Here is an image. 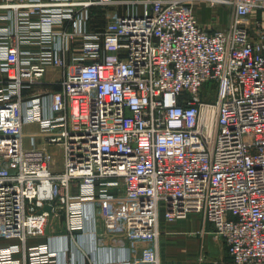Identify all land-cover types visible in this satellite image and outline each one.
Listing matches in <instances>:
<instances>
[{
    "label": "built area",
    "instance_id": "2783aa9c",
    "mask_svg": "<svg viewBox=\"0 0 264 264\" xmlns=\"http://www.w3.org/2000/svg\"><path fill=\"white\" fill-rule=\"evenodd\" d=\"M194 1L234 19L208 29ZM261 13L264 0L0 3V264H99L70 244L92 226L102 239L120 209L124 255L103 264H161V222L190 214L234 264H264ZM54 71L59 88L36 93ZM47 204L62 234H46Z\"/></svg>",
    "mask_w": 264,
    "mask_h": 264
},
{
    "label": "crops",
    "instance_id": "0c3cea01",
    "mask_svg": "<svg viewBox=\"0 0 264 264\" xmlns=\"http://www.w3.org/2000/svg\"><path fill=\"white\" fill-rule=\"evenodd\" d=\"M3 1L0 0V3ZM193 7L200 23L211 30L225 29L234 19V7L231 5L210 7L204 1H194ZM260 16L264 18V13ZM4 25L6 23L0 22V26ZM124 214L125 210L120 209L109 214L98 225L100 240L93 239L92 226L87 239L81 237L83 239L70 244L68 257L77 262L85 259L99 264L122 258L123 250L119 249L121 245L115 242V238L126 229ZM63 231L64 228L50 229V236L62 234ZM45 241H48L47 237ZM49 241L53 248L66 255L65 247L58 248L54 239ZM160 247L161 264H234L223 239L216 235L213 225L200 214H190L174 221L164 219L161 222Z\"/></svg>",
    "mask_w": 264,
    "mask_h": 264
},
{
    "label": "rangeland",
    "instance_id": "374dc122",
    "mask_svg": "<svg viewBox=\"0 0 264 264\" xmlns=\"http://www.w3.org/2000/svg\"><path fill=\"white\" fill-rule=\"evenodd\" d=\"M98 18H100V17L99 16H96L95 17V23L94 24H96V25L99 24V23H101V20H98ZM46 78H47L46 79L47 82H44L40 86H38L36 88V90H35L36 93L45 92V91H48V90H56V89L59 88L58 81L60 80V78H59L58 73H56V71H54L53 73H50L49 75H47ZM212 88L206 87L203 90L202 94H201L202 97L203 98H206V96L210 97ZM64 223H65V218H64L63 215L60 218L59 217H56L55 219L53 218V221H52V223L50 225V229H54V228H64V225H65ZM40 241H44V239L38 238V239L32 240L31 242L32 243H38Z\"/></svg>",
    "mask_w": 264,
    "mask_h": 264
},
{
    "label": "water",
    "instance_id": "95a60500",
    "mask_svg": "<svg viewBox=\"0 0 264 264\" xmlns=\"http://www.w3.org/2000/svg\"><path fill=\"white\" fill-rule=\"evenodd\" d=\"M43 211H46L48 212V215H49V218H48V223L46 225V229H45V232L47 235L50 234V225L53 221V218H54V214H53V204H47L45 205ZM43 211H40V212H43Z\"/></svg>",
    "mask_w": 264,
    "mask_h": 264
}]
</instances>
